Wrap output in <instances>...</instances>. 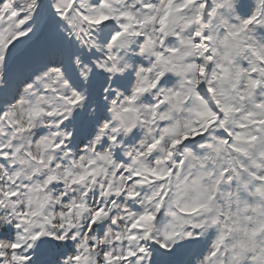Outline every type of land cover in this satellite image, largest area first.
Masks as SVG:
<instances>
[{
    "label": "snow or ice",
    "instance_id": "6c2138e0",
    "mask_svg": "<svg viewBox=\"0 0 264 264\" xmlns=\"http://www.w3.org/2000/svg\"><path fill=\"white\" fill-rule=\"evenodd\" d=\"M0 264H264V0H0Z\"/></svg>",
    "mask_w": 264,
    "mask_h": 264
}]
</instances>
